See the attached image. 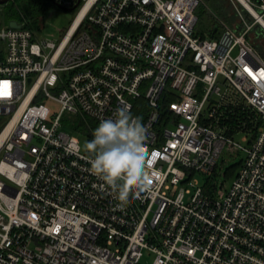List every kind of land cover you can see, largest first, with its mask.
Instances as JSON below:
<instances>
[{"label":"built area","instance_id":"1","mask_svg":"<svg viewBox=\"0 0 264 264\" xmlns=\"http://www.w3.org/2000/svg\"><path fill=\"white\" fill-rule=\"evenodd\" d=\"M247 2L205 33L202 0H81L58 41L1 25L0 264H264V2ZM124 104L156 175L121 204L63 127L90 141ZM225 151L241 166L215 183Z\"/></svg>","mask_w":264,"mask_h":264},{"label":"clouds","instance_id":"2","mask_svg":"<svg viewBox=\"0 0 264 264\" xmlns=\"http://www.w3.org/2000/svg\"><path fill=\"white\" fill-rule=\"evenodd\" d=\"M93 138L85 144L90 153V171L103 183L101 188L126 204L130 195L139 198L152 192V159L145 141L147 130L139 117L131 114V105L117 108L114 118L100 121L93 131Z\"/></svg>","mask_w":264,"mask_h":264},{"label":"rangeland","instance_id":"3","mask_svg":"<svg viewBox=\"0 0 264 264\" xmlns=\"http://www.w3.org/2000/svg\"><path fill=\"white\" fill-rule=\"evenodd\" d=\"M15 0L12 1V3ZM263 3L264 0H261L260 3ZM19 12L22 9H18ZM238 11L242 13L244 17L249 16L247 11L243 9V7L236 0H202L200 9L198 10V15L200 17V22L198 25V29L201 33H205L209 30V28L215 26L219 21L225 22L231 28H238L239 26V14ZM8 12V11H7ZM7 12L0 6V27L7 18ZM78 10L73 12H65L60 9L51 8L49 9L48 14L46 15L44 22L39 24V29H35V33L40 39H48V40H60L62 35L67 31L74 19L76 18ZM249 18V17H248ZM253 22V19H251ZM7 23V22H5ZM8 24V23H7ZM44 26V27H43ZM249 40L256 47L260 56L264 59V30L260 26L254 27V32L250 34ZM76 119V117L72 114H66L64 119V131L68 132L72 135H75L79 138L82 149L84 152L85 144L89 142L87 137L83 135L81 132L75 131L72 127L69 126L68 122ZM241 156H229L227 151L221 157L218 167L217 173L210 178H213L215 183H222L224 181L223 175L224 172L236 162H239ZM208 179V177L198 176L202 183H204V179ZM154 258L145 257L142 260V264H153Z\"/></svg>","mask_w":264,"mask_h":264},{"label":"trees","instance_id":"4","mask_svg":"<svg viewBox=\"0 0 264 264\" xmlns=\"http://www.w3.org/2000/svg\"><path fill=\"white\" fill-rule=\"evenodd\" d=\"M11 0L7 5L2 6L3 9L7 12V23L11 21H26L30 28L39 29V24L44 22L46 15L49 12V9L55 8L58 9L51 0H15L12 3ZM18 9L21 12H19ZM4 22V23H5ZM5 23V24H7ZM232 121L236 124H242L246 129H253V122L249 117L240 112H236L233 116ZM261 121H259L260 123ZM256 132L255 129H253ZM241 166V162L231 165L226 170V181H231L235 178L236 173L238 172Z\"/></svg>","mask_w":264,"mask_h":264},{"label":"water","instance_id":"5","mask_svg":"<svg viewBox=\"0 0 264 264\" xmlns=\"http://www.w3.org/2000/svg\"><path fill=\"white\" fill-rule=\"evenodd\" d=\"M11 0H0V6H5L7 5ZM55 6L60 9V10H63L65 12H73V11H76V9L79 7L80 3H81V0H79L78 4L74 7V8H71V9H68V8H64L62 7L61 5L55 3L53 0H51ZM18 23L17 22H11L10 23V27L12 28H18Z\"/></svg>","mask_w":264,"mask_h":264},{"label":"bare ground","instance_id":"6","mask_svg":"<svg viewBox=\"0 0 264 264\" xmlns=\"http://www.w3.org/2000/svg\"><path fill=\"white\" fill-rule=\"evenodd\" d=\"M242 7L243 9H247L248 11H250L253 15H257V13L251 9L250 5L248 4L247 0H236ZM263 27H264V22L262 23Z\"/></svg>","mask_w":264,"mask_h":264},{"label":"flooded vegetation","instance_id":"7","mask_svg":"<svg viewBox=\"0 0 264 264\" xmlns=\"http://www.w3.org/2000/svg\"><path fill=\"white\" fill-rule=\"evenodd\" d=\"M253 3H260L261 0H251ZM255 1V2H254Z\"/></svg>","mask_w":264,"mask_h":264},{"label":"crops","instance_id":"8","mask_svg":"<svg viewBox=\"0 0 264 264\" xmlns=\"http://www.w3.org/2000/svg\"><path fill=\"white\" fill-rule=\"evenodd\" d=\"M255 2V1H254Z\"/></svg>","mask_w":264,"mask_h":264}]
</instances>
